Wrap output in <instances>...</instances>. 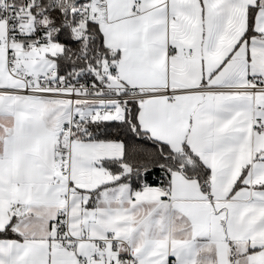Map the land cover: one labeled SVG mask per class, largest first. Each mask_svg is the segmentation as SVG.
I'll return each mask as SVG.
<instances>
[{
  "label": "snow or ice",
  "instance_id": "obj_1",
  "mask_svg": "<svg viewBox=\"0 0 264 264\" xmlns=\"http://www.w3.org/2000/svg\"><path fill=\"white\" fill-rule=\"evenodd\" d=\"M0 264H264V0H0Z\"/></svg>",
  "mask_w": 264,
  "mask_h": 264
}]
</instances>
